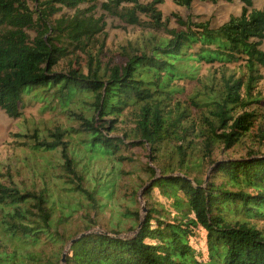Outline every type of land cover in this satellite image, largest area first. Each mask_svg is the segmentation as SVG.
Returning <instances> with one entry per match:
<instances>
[{
    "label": "trees",
    "instance_id": "obj_1",
    "mask_svg": "<svg viewBox=\"0 0 264 264\" xmlns=\"http://www.w3.org/2000/svg\"><path fill=\"white\" fill-rule=\"evenodd\" d=\"M235 1L173 0L187 10L195 2ZM238 1L241 14L220 26L174 14L178 26L171 28L160 8L164 0H0V109L19 119L25 98L33 94L47 103L45 110L78 123L73 130L57 127L46 139L26 136L33 153L59 160L60 174L49 181L65 180L67 195L91 202L77 204L83 209H95L96 196L112 197L115 184L97 181L92 188L78 174L71 142L89 160L124 162L125 152L149 148L160 170L157 176L155 168H147V211L144 217L135 212L132 238L119 237L116 228L90 232L91 225L66 237L62 226L79 208L59 207L47 183L41 190L0 184V264L40 263L34 251L68 243L64 259L62 254L45 264H264V231L254 224L264 221V155L251 151L246 158L213 159L216 149L231 150L246 139L264 146L256 108L264 97L255 92L264 78V9L254 7L256 0ZM107 17L123 28L164 36L125 49L122 64H104L93 50L105 43ZM77 53L87 57L85 69L55 70ZM241 62L240 77L223 71L190 96L201 112L196 122L180 96V82L199 80L191 63ZM129 116L134 128H120ZM57 206L65 210L60 218Z\"/></svg>",
    "mask_w": 264,
    "mask_h": 264
},
{
    "label": "rangeland",
    "instance_id": "obj_2",
    "mask_svg": "<svg viewBox=\"0 0 264 264\" xmlns=\"http://www.w3.org/2000/svg\"><path fill=\"white\" fill-rule=\"evenodd\" d=\"M150 1L143 0L145 3ZM85 7L87 6H83V8ZM242 7L243 5L238 0L233 3L219 2L218 4L195 2L192 9L187 10L175 5L173 0H164V4L160 8L164 16L170 18L171 28H176L178 25L173 17L174 14H178L183 18L192 16L197 21H209L213 27H217L228 21L231 16L240 15ZM254 7L264 9V0H256ZM66 12L70 13L69 11ZM97 12L99 15L102 14L100 8ZM106 21L108 26L106 28L105 43L102 46L101 42H99L93 50V54L95 56L99 55L104 64H122L124 62L122 55L125 49L131 52V48L143 47L151 42L153 38H163L164 36L139 27L123 28L119 20L115 18L107 17ZM262 49L264 50V43ZM87 62L88 59L84 54H73L62 61L55 70L59 72L67 71L70 65H73L76 69H85ZM191 64L196 67L199 80L180 82V86L184 89V93L180 96L192 111L193 118L198 122L201 112L193 107L189 98L201 88V82L209 78L214 79V77L218 80L223 71L240 77L245 72V68L242 62L227 66L220 64ZM262 73L264 75V70ZM255 92H260L262 98L264 97V78ZM25 102L26 108L23 111V116L19 119L8 117L0 109V184L17 186L24 190H41L44 186L43 183H47L52 193L56 195L59 207H69L70 210L79 208V212L73 213V217L62 226V229L60 227L61 232L65 231L66 237L74 236L78 232L85 230L87 225H91L92 229L90 232H112L116 228L122 231L119 237L132 238L135 233L132 227L135 212L139 211L141 217L146 214L144 210L147 207V203L143 196V191L147 186L151 185L150 173L147 172L148 166L155 168L157 176L160 175V170L157 169V166L150 158L152 155L151 150L138 147L128 153L125 152L123 156L129 159L124 162L99 160V158L89 160V155L83 151V148L76 147L74 146L76 143L71 142L72 148H75L76 152L78 174L90 184V187L96 186L97 181L100 184H105V186L115 184L113 195L110 199H104L101 195L95 197L97 201L95 209L88 210L77 207V204L83 203L87 205L91 202L88 200L83 201L75 195H67L63 189L70 186L64 184L65 180L61 178L55 180L57 185L49 181V177L55 178L54 176L60 174L59 160L56 159V156H42L33 153L28 147V137L40 134L46 139L49 137V132L57 127L72 128L73 130L77 128L78 123L72 122L66 115L60 114L58 110H45L47 103L41 102L40 98H35L33 94L27 96ZM256 108L260 120L264 123V105H258ZM132 120L133 118L129 116L120 124V128L125 130L134 128ZM74 139L80 143L78 136L74 137ZM251 151L264 155V146L252 138L246 139L242 144L231 150L216 149L213 159L246 158ZM49 159H54V161H51V165L46 163V160ZM208 169L205 170L204 178ZM62 212H65V210L58 208V218L63 215ZM126 213H132V215L128 214V217H123ZM254 224L259 230L264 231V221H257ZM1 238L0 236V244L3 246L4 241ZM69 246V243L65 246L49 245V247L33 253L35 259L42 258V262L24 261V263L45 264L48 259L50 263L53 261V257H60L62 254L64 259ZM14 248L8 249L9 254H12ZM2 251L3 248L1 247L0 252ZM19 252L21 253L18 254L25 255V251L19 250ZM61 264H65V262L63 261Z\"/></svg>",
    "mask_w": 264,
    "mask_h": 264
},
{
    "label": "water",
    "instance_id": "obj_3",
    "mask_svg": "<svg viewBox=\"0 0 264 264\" xmlns=\"http://www.w3.org/2000/svg\"><path fill=\"white\" fill-rule=\"evenodd\" d=\"M144 211L146 212V211H147V209H145ZM75 241H76V240L72 241V243H74ZM64 262H65V260H64Z\"/></svg>",
    "mask_w": 264,
    "mask_h": 264
}]
</instances>
